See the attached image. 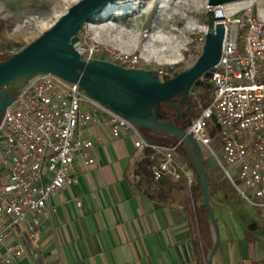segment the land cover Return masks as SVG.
<instances>
[{
	"label": "built area",
	"instance_id": "obj_1",
	"mask_svg": "<svg viewBox=\"0 0 264 264\" xmlns=\"http://www.w3.org/2000/svg\"><path fill=\"white\" fill-rule=\"evenodd\" d=\"M256 1L263 0L210 7L225 27L222 55L212 77L201 78L214 87L212 101L186 132L200 145L205 162L212 159L237 194L264 217V9ZM76 49L84 61L96 51L80 39ZM15 53L4 49L0 38V62ZM121 63L135 68L137 61L124 57ZM98 110L108 114L113 138L130 137L147 157L154 181L168 177L189 187L195 182L194 171L178 156L180 143L152 141L78 83L36 74L0 118V264H16L25 255L41 264L36 243L42 219L53 210L50 197L78 182L79 161L96 162L90 127L100 123ZM213 115L219 129L209 123Z\"/></svg>",
	"mask_w": 264,
	"mask_h": 264
},
{
	"label": "crops",
	"instance_id": "obj_2",
	"mask_svg": "<svg viewBox=\"0 0 264 264\" xmlns=\"http://www.w3.org/2000/svg\"><path fill=\"white\" fill-rule=\"evenodd\" d=\"M95 115L100 123L90 132L96 162L79 161L78 182L50 197L53 210L42 219L36 243L41 264H208L213 235L198 213V195L181 181H154L133 140L113 138L108 114ZM206 168L219 183L212 167ZM223 193L212 192L213 205ZM255 257V248L235 237L223 250L220 240L214 264H264ZM16 264L36 262L25 255Z\"/></svg>",
	"mask_w": 264,
	"mask_h": 264
},
{
	"label": "rangeland",
	"instance_id": "obj_3",
	"mask_svg": "<svg viewBox=\"0 0 264 264\" xmlns=\"http://www.w3.org/2000/svg\"><path fill=\"white\" fill-rule=\"evenodd\" d=\"M79 1L0 0V38L3 48L16 53L21 51ZM207 1L130 0L114 6L106 5L107 9L104 6L95 14L97 17L85 24L78 37L85 48L96 49L94 59L127 67L121 60L130 57L137 61L135 68L157 70L160 79L173 78L193 66L202 53L206 32L212 29L216 21ZM255 4L264 9V0L259 3L256 1ZM166 48L171 49L176 57L169 53L165 58L158 59L155 51ZM205 82L210 83L201 80V85L189 94L188 98L196 104V111L189 121L212 101V89L203 87L202 83ZM148 138L161 142L157 138ZM178 156L184 162L183 155L178 153ZM206 164L220 177L219 184L224 192L221 201L213 199L221 249L225 248L227 240L237 237L243 246L255 248L256 261L264 262V217L237 194L212 159ZM226 200L225 205L223 202ZM198 213L203 218L201 204ZM209 255L207 252V257Z\"/></svg>",
	"mask_w": 264,
	"mask_h": 264
},
{
	"label": "water",
	"instance_id": "obj_4",
	"mask_svg": "<svg viewBox=\"0 0 264 264\" xmlns=\"http://www.w3.org/2000/svg\"><path fill=\"white\" fill-rule=\"evenodd\" d=\"M115 1L81 0L75 3L41 36L0 62V118L28 79L36 74H53L78 83L92 99L129 119L136 127L179 138L203 190L202 200L213 235L208 264H214L221 238L208 190L202 149L186 130L163 120L164 111L161 106L164 103H176L177 100L183 104L192 89L201 85L202 77H212L211 70L221 59L225 27L218 23L214 29H209L197 61L173 78L160 79L157 70L126 68L106 60L93 58L84 61L76 49L79 32L93 15ZM241 1L246 0H208L207 4L217 7ZM216 120L213 115L209 123H215L216 129H219Z\"/></svg>",
	"mask_w": 264,
	"mask_h": 264
},
{
	"label": "trees",
	"instance_id": "obj_5",
	"mask_svg": "<svg viewBox=\"0 0 264 264\" xmlns=\"http://www.w3.org/2000/svg\"><path fill=\"white\" fill-rule=\"evenodd\" d=\"M202 85L205 88L212 89V92H213V95H214V87L212 86L211 83L205 82V83H202ZM194 89H196V87ZM194 89H192V90H194ZM161 107H162L163 111L165 112V116H163V120L166 121V122H169V123H174V122L171 121V118L168 117V113H173L174 112V108L172 107V105L170 103H164ZM189 123H190V121H188L187 123H184V124H179V123H175V124H176V126L179 129L186 130V128H187ZM141 130H142L143 134L146 137H153V138H157V139L161 140V142H159V143H162V144H165V145H173V144H176V143H180L179 146H178V153L183 155L184 162L195 173L196 179H195V182L193 183V185L191 186V189H192V192H194V193H196L198 195V197H199V199L201 201L202 210H203V220L209 226L210 222L207 219L205 207H204L203 200H202L203 190H202V187L200 186L197 173H196L193 165L191 164V162L188 160V158L186 156L184 144L177 137H172V136H169V135H162V134L155 133V132H152V131L147 130V129H141ZM207 182H208V190H209V193H210V196H211V199H212V192L216 191V190H218L219 188H222V187L216 180H211L208 176H207ZM212 248H213V243L211 242L209 247H208V251L211 252Z\"/></svg>",
	"mask_w": 264,
	"mask_h": 264
},
{
	"label": "flooded vegetation",
	"instance_id": "obj_6",
	"mask_svg": "<svg viewBox=\"0 0 264 264\" xmlns=\"http://www.w3.org/2000/svg\"><path fill=\"white\" fill-rule=\"evenodd\" d=\"M180 97L178 96L177 99ZM174 108L173 113H168V117L171 118V121L174 123L184 124L189 121L193 113L196 111V104L189 98L183 104H180L178 100L176 103H170ZM165 116V112L163 114Z\"/></svg>",
	"mask_w": 264,
	"mask_h": 264
},
{
	"label": "bare ground",
	"instance_id": "obj_7",
	"mask_svg": "<svg viewBox=\"0 0 264 264\" xmlns=\"http://www.w3.org/2000/svg\"><path fill=\"white\" fill-rule=\"evenodd\" d=\"M127 1H130V0H120L119 2H116V3H110V4H108L109 6H114V5H116V4H120V3H125V2H127ZM107 5V6H108ZM107 6L105 7L106 9H107ZM262 8V7H261ZM106 9H104V10H106ZM103 10V11H104ZM97 17V15H95V16H93L92 18H91V20H93V19H95ZM218 23H222V21L220 20V19H217L216 20V24H218ZM114 28V27H113ZM169 53H171V54H173L175 57H176V55L172 52V50L171 49H163V50H157V51H155V55L157 56V58L158 59H160V58H165ZM175 62H177V61H170V63H175Z\"/></svg>",
	"mask_w": 264,
	"mask_h": 264
}]
</instances>
